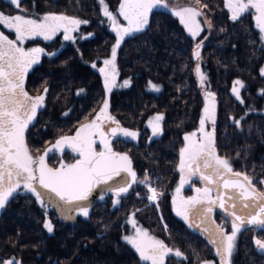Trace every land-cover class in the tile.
<instances>
[{
  "label": "trees",
  "instance_id": "1",
  "mask_svg": "<svg viewBox=\"0 0 264 264\" xmlns=\"http://www.w3.org/2000/svg\"><path fill=\"white\" fill-rule=\"evenodd\" d=\"M119 1L106 0V3L115 9ZM166 1L170 7L154 9L144 31L126 37L117 50L118 71L131 82L127 88L106 93L99 71L97 75L85 69V75L79 77L64 54L54 59L58 67L55 76L37 73L46 80L48 102L52 100L60 108L78 102L67 121L59 122L64 123L60 128L65 134L73 132L85 118L91 119L105 99L109 101L110 114L121 126L140 130L136 140L122 139L114 148L127 151L135 163H142L138 167L140 173L145 167L144 171L164 193L159 198V207L149 203L147 189L137 185L132 196L123 198L116 209L96 206L87 218L82 217L73 225L56 226L49 233L42 225V215L31 205L8 208V204L0 215V261L14 256L22 264H145L120 238L125 228L124 219L132 212L153 234L186 257L169 256L166 264H195L215 257L206 236L185 227L174 216L169 198L178 180L183 137L197 127L205 104L193 56L199 41H203L201 69L215 93L217 152L233 161L235 170L246 173L263 188L258 182L264 180V115L246 113V108L231 93L232 81L239 79L245 85L242 95L246 100L258 103L264 97L258 94V89L264 91V76L260 74L264 47L251 13L233 21L224 0H201L200 5L195 0ZM203 4H207V8H202ZM178 5L200 8L211 22L196 40L172 14L171 8ZM21 7L28 16L55 13L89 20L90 24L83 28L94 30L97 39H89L84 45L98 53V67L116 42L111 27L102 20L98 0H22ZM19 10L9 1L0 0L3 13L12 15ZM149 81L159 86L160 91L148 90ZM77 86L84 90L79 100L75 96ZM152 113L164 116L162 134L148 140L142 124ZM45 115L41 113L32 132L25 135L27 144L34 147L37 154L43 153L54 138L52 128L56 119ZM46 124L51 127L49 130H44ZM51 161L49 158L48 162L55 165ZM135 190L144 194L135 199L139 201L137 205ZM140 206L142 208L136 209ZM255 238L264 239V233L249 230L239 234L232 264H264V253L257 250Z\"/></svg>",
  "mask_w": 264,
  "mask_h": 264
},
{
  "label": "snow or ice",
  "instance_id": "2",
  "mask_svg": "<svg viewBox=\"0 0 264 264\" xmlns=\"http://www.w3.org/2000/svg\"><path fill=\"white\" fill-rule=\"evenodd\" d=\"M10 2L21 12L25 11L21 7L22 0ZM98 2L116 36L110 58L105 59L104 66L98 69L103 77L106 93H111L117 87L119 73L116 59L121 43L126 37L144 31L154 9L168 8L169 5L166 0H120L114 13L106 0ZM195 3L200 5L201 0H195ZM224 7L233 21L251 12L260 39L264 40V0H224ZM202 8H207V4H203ZM171 11L193 38L203 31L198 19L204 15L200 8L186 5L173 7ZM118 16L126 24H122ZM206 22L210 27L211 22ZM87 23L88 21L63 14L48 13L31 18L23 14L6 15L0 12V25L15 34V38L11 39L0 32V210L5 208L15 194L24 191L31 193L42 207L59 208L64 219H72L70 213L87 218L90 197L97 189L101 190V200L104 199V194L110 193L115 198L116 206L121 203L122 197L127 196L133 185H143L148 193L146 199L159 207V198L164 193L153 186L147 174L139 179L131 156L113 148V140L117 137L136 140L139 133L120 125L109 113L107 99L95 110L91 120L85 118L86 122L80 124L74 135L60 136L42 154L34 156L26 142L25 134L29 125L45 106L47 89L42 94L30 95L25 89V78L32 66L38 64L41 56L47 53L42 47L25 48L24 43L38 37L50 41L61 32L64 40L75 42L77 37L73 33L79 31L81 24ZM79 38L88 37L81 34ZM193 56L195 60H201L200 43L196 44ZM92 67L96 68V64H92ZM195 73L204 87L207 77L201 71L199 63L195 67ZM260 74L264 76V68L260 70ZM130 83L125 80L120 86L127 87ZM244 87L239 79L232 87V93L240 103L244 102L241 97V89ZM149 88L160 91L159 86L151 81ZM261 94L264 95V91ZM205 100L198 131L183 137L185 146L180 149L178 164L181 175L172 204L175 214L187 222L190 228L206 234L208 242L214 246L215 254L219 257V264H232L231 258L239 233L249 230L264 233V191L259 190L246 173L235 171L230 161L218 154L214 135L215 93L206 92ZM163 120L162 114L148 120L153 136L162 134ZM235 122L239 124V121ZM206 123L211 124L210 130ZM97 145L100 146L99 150ZM65 149L73 154V162L65 163L61 159L58 166H50L47 162L49 154L56 152L62 156ZM192 177H197L204 186L195 188L196 195L186 198L181 195V190L185 184H191ZM258 183L264 185V180ZM217 209L224 214L230 231L225 224L216 223L213 214ZM135 216V212L131 213L128 221L133 233L124 235L122 239L135 250L141 261L145 264H166L169 256L186 259L179 249H173L164 240L151 235L149 230L140 226ZM44 227L49 233L54 230L51 221L45 222ZM253 242L259 251L264 252V239L255 238ZM0 264L22 262L11 258L0 261ZM202 264L214 262L204 261Z\"/></svg>",
  "mask_w": 264,
  "mask_h": 264
},
{
  "label": "rangeland",
  "instance_id": "3",
  "mask_svg": "<svg viewBox=\"0 0 264 264\" xmlns=\"http://www.w3.org/2000/svg\"><path fill=\"white\" fill-rule=\"evenodd\" d=\"M7 1H9L10 2V0H7ZM167 2V1H166ZM11 3V2H10ZM119 3H120V1H119ZM119 3H118V5H119ZM98 4H99V2H98ZM118 5L116 6V8L115 9H111L110 7H109V9L111 10V11H113L114 13L116 12V10H117V8H118ZM168 5H169V3H168ZM15 6V5H14ZM183 6H186V5H183ZM183 6H181V5H178L176 8H180V7H183ZM16 7V6H15ZM170 7V6H169ZM193 7H196V6H193ZM161 8H163V7H161ZM173 8V7H172ZM171 8V9H172ZM198 8V7H197ZM165 9V8H164ZM99 10H100V12H101V14H102V17H103V19L102 20H105L104 22H106V24L110 27V21H108V19H107V17H105L104 15H103V12H102V9H101V6L99 5ZM20 12H18V13H15V14H12V15H16V14H23V15H25V16H28V15H26L25 13H23V12H21V10H19ZM0 12H2V11H0ZM251 13V12H250ZM5 14V13H4ZM6 15H9V14H6ZM43 15H37V14H35L34 16H29V17H31V18H38V17H42ZM68 16V15H67ZM70 17H75V16H70ZM251 17H252V20H253V24H254V26H255V21H254V18H253V15H252V13H251ZM75 18H77V17H75ZM78 19H81V18H78ZM118 19H119V21L122 23V24H126V22L123 20V18L122 17H119L118 16ZM198 19L200 20V22H201V26H202V28H203V31H204V29L205 28H207V26H208V24H207V22L206 21H208L206 18H205V16L204 15H202L201 17H198ZM81 20H84L83 18L81 19ZM85 21H87V20H85ZM99 23V22H98ZM90 24V22H89V20H88V23L87 24H81L80 25V27H79V31L78 32H76V33H79V35H81L82 33H84V26L85 25H89ZM2 26V25H1ZM0 26V27H1ZM184 26V25H183ZM256 28V27H255ZM186 29V28H185ZM257 29V28H256ZM4 30H6V32L4 31ZM4 30H0V31H2V32H4V33H6V35H8L9 36V38H11V39H14L15 38V34L14 33H12V32H9V30L8 29H4ZM187 30V29H186ZM258 30V29H257ZM259 31V30H258ZM188 32V31H187ZM202 33V32H201ZM200 33V34H201ZM115 34V33H114ZM200 34L196 37V38H193V39H197L199 36H200ZM260 34V33H259ZM190 35V34H189ZM191 36V35H190ZM192 37V36H191ZM43 40V39H42ZM32 40H28V41H26L25 43H24V45H23V47L24 46H29L30 45V42H31ZM43 42H45L46 43V41H44L43 40ZM261 42H262V44H263V47H264V40H261ZM198 43H200L201 44V47H202V44H203V41H199ZM27 44V45H26ZM113 47V46H112ZM27 48H30V47H27ZM112 49V48H111ZM110 56H111V50H110V52H109V55H107V56H105V57H103L102 58V64L99 66V67H97L96 68V70H98L100 67H103L104 65H103V61L105 60V59H109L110 58ZM197 63H199V65H200V67H201V60H199V61H197L196 60V65H197ZM262 68H264V60H263V62H262V64H261V66H260V70L262 69ZM201 71L204 73V71L201 69ZM118 73H119V71H118ZM205 74V73H204ZM197 76V75H196ZM103 78V77H102ZM197 79H198V81H199V78L197 77ZM125 80H129V78L127 77V76H124V75H121L120 73H119V75L117 76V87H115V88H113V90L112 91H116V90H123V89H125V88H127V87H123V86H120V85H122L123 84V81H125ZM236 81V79L235 80H233L232 81V86H231V93H232V87H233V85H234V82ZM199 85L201 86V84H200V81H199ZM202 87V86H201ZM47 89V85H44L41 89ZM203 88V95H204V102L206 103V100H205V93L206 92H208V91H211V92H213L210 88H209V86H208V81L206 80V84H205V86L204 87H202ZM83 88H80L79 89V86H77L76 87V89H75V93L79 96L78 98H80V94L82 95H84V90H82ZM81 92H80V91ZM148 90H150V88L148 87ZM249 90V89H248ZM154 91V90H153ZM242 92H243V89H241V97H242V99H243V103H241V105L244 107V108H246V113H249V112H251L252 114H255V115H264V97H261V99H262V102L261 101H259L258 103H255L252 99H248V100H246L245 98H244V96L242 95ZM261 92H262V89H258V94L259 95H261ZM43 93V91L41 92V90H39L37 93H36V95H39V94H42ZM214 93V92H213ZM35 95V96H36ZM232 95H233V93H232ZM234 96V95H233ZM235 97V96H234ZM236 98V97H235ZM239 101V100H238ZM240 102V101H239ZM108 103H109V101H108ZM77 104H78V102H73V103H71L69 106L68 105H64L62 108H60V107H57L56 105L57 104H54V101H52V100H49V102H48V97H47V94H46V99H45V106L42 108V110H43V112L46 114L45 116H51L52 117V119H56V120H53V125L55 126L54 128H52V131H53V136H54V138L53 139H51L50 141H49V145L50 144H52V143H54L55 142V140L56 139H58L60 136H63V135H65V132L64 131H62L63 130V128H60V127H64L63 125H64V123L63 124H61V123H59V122H64V121H67V119H68V117H70L71 116V114L73 113V111H75L76 109L75 108H77L78 106H77ZM103 104V103H102ZM102 106V105H101ZM100 106V107H101ZM204 106H205V104H204ZM204 108V107H203ZM109 110H110V104H109ZM65 113H67V115H65ZM109 113H110V111H109ZM157 114H160V113H152V114H150V115H148L146 118H145V120H144V122H143V124H142V129H143V131H145L146 132V134H148L149 135V138L150 137H153V135H152V132H151V128H149L148 127V120L149 119H151L152 117H154L155 115H157ZM113 116V115H112ZM115 117V116H114ZM203 117V110H202V112H201V115H200V117H199V121H200V119ZM116 118V117H115ZM91 119H92V117H91ZM91 119H88V120H91ZM241 120V119H240ZM86 122V121H85ZM84 123V122H83ZM162 123V122H161ZM32 125V126H31ZM31 125H29V127H28V129H27V132H26V134L25 135H27V133H29V131L30 132H32V129H33V126H36V122H34V123H32ZM67 125V124H66ZM65 125V126H66ZM80 126V125H79ZM78 126V127H79ZM77 127V128H78ZM122 127H124V126H122ZM206 127L210 130L211 129V125L209 124V123H206ZM45 129L44 130H49L51 127H49L47 124L45 125V127H44ZM60 128V129H59ZM77 128H76V130H77ZM124 128H127V127H124ZM58 129V130H57ZM127 129H129V130H132V131H137L139 134H140V130L139 129H132V128H127ZM198 129H199V122H198V124H197V127L194 129V130H192V131H190V132H188L187 134H189V133H191V132H194V131H198ZM75 130V131H76ZM75 131H74V133H75ZM64 132V133H63ZM122 139H130V138H123V137H120V138H116V139H114L113 140V148L117 145V144H119V142L122 140ZM29 146V145H28ZM185 146V141H184V143L182 144V146L180 147V149L182 148V147H184ZM29 149H30V151L32 152V154L34 155V156H36V155H39V154H42V151L39 153V154H37V150L34 148V147H29ZM34 151H33V150ZM44 149H45V147H44ZM43 149V150H44ZM100 149V146L99 145H97V150H99ZM52 156V157H51ZM50 157V160H52L51 162H54L55 163V165H51V163H49L48 161V163L51 165V166H58L59 165V163L61 162V159H63V162H65V163H70L72 160H73V155H71L70 153H66V154H62V156H61V154H59L57 157H55L54 155H51ZM221 157H223V156H221ZM224 158H226V157H224ZM228 159V158H227ZM229 161H230V163H231V165H232V167H233V161H231L230 159H228ZM179 164V163H178ZM144 169H145V167L141 170L142 171V173H139V179H143L144 178V174H147L148 175V173L147 172H145L144 171ZM233 169L235 170V168L233 167ZM177 171H178V169H177ZM235 171H237V170H235ZM178 173H179V171H178ZM180 173L178 174V180H177V182L175 183V186H174V188H173V190H172V192L170 193V196H169V198H170V206H171V210H172V212H173V214H174V216L181 222V223H183L184 225H185V227H187V228H189V229H193L194 231H197L198 233H200L201 235H204V236H206V234H204L203 232H201L200 230H197V229H195V228H190L189 226H188V223L187 222H185L181 217H179V216H177L176 214H175V210H174V206H173V204H172V199H173V195H174V193H175V189L179 186V181H180ZM149 177H150V175H148ZM151 178V177H150ZM252 181H253V179H252ZM151 183L153 184V186H155V187H157V185H156V183H155V181H154V179L153 178H151ZM194 180H193V178H191V184H185V186L182 188V190H181V195L182 196H184V197H190V196H194V195H196V194H194L193 193V188H192V186L194 185ZM254 183V182H253ZM254 185L259 189V190H261V191H264V185L262 186L263 188H260V187H258L255 183H254ZM141 186H143V185H141ZM158 188V187H157ZM159 190V189H158ZM21 193H28V192H24V191H20ZM26 195H28L27 197H29L30 195V203L33 205V206H35V207H37L38 209H40L41 211H42V213H43V215H44V221L45 220H47V221H51V223L53 224V222H54V220H51L52 219V217L53 216H48V214H47V210H48V208L49 207H42L41 205H40V203L36 200V198L31 194V193H28V194H26ZM139 195H140V193H139ZM147 195H148V193H147ZM140 197V196H139ZM149 203H153V202H150V201H148ZM8 206V204L5 206V208L4 209H2V210H0V215L3 213V211L6 209V207ZM45 213V214H44ZM213 216H214V219H215V221H216V223L217 224H225V227L226 228H228V230L230 231V225H228L227 223H226V221H225V217H224V214L221 212V210H219V209H217V210H215V212H214V214H213ZM48 217H50V218H48ZM131 218V215L128 217V218H126V219H124V222H123V224H125V228H123L124 230H123V232H122V234H120V238L122 239V237L124 236V235H131L132 233H133V229H132V226H131V224L130 223H128V221H129V219ZM135 219L138 221V224L140 225V226H142L143 228H145V229H147V230H149L148 229V227L143 223V222H141L136 216H135ZM53 226H54V229H55V224H53ZM149 232H150V234L151 235H154V236H156L157 238H159V239H161V240H164L162 237H159V236H157V235H155V234H153L150 230H149ZM240 234V233H239ZM239 234H238V236H237V240H236V245H237V243H238V239H239ZM206 238H207V236H206ZM123 240V239H122ZM124 241V240H123ZM165 241V240H164ZM125 242V241H124ZM165 243H166V241H165ZM167 244V243H166ZM168 245V244H167ZM212 247H213V252H214V255H215V257L214 258H212V259H210V260H204V261H209V262H214V264H219V257L218 256H216V254H215V249H214V246L212 245ZM235 252H236V247H235V250H234V252H233V255H232V263H233V260H234V256H235ZM14 259H15V257L14 256H12ZM11 257V258H12ZM16 260V259H15ZM166 260H167V258H166ZM204 261H201V262H199V263H195V264H202V262H204Z\"/></svg>",
  "mask_w": 264,
  "mask_h": 264
},
{
  "label": "flooded vegetation",
  "instance_id": "4",
  "mask_svg": "<svg viewBox=\"0 0 264 264\" xmlns=\"http://www.w3.org/2000/svg\"><path fill=\"white\" fill-rule=\"evenodd\" d=\"M0 32H2V31H0ZM82 34L84 36H87L88 38L87 39H80L79 37L81 35H79V33H73V35L75 37H77V39L75 40V42H73L71 40H64L63 39V33L61 32V33L57 34L52 40L46 41V43L43 42L42 38H39L38 37V38L32 40L30 42V45L29 46H24L25 48H27V47H30V48L31 47H42V48L45 49V52L47 53V55H42L41 56L40 62L38 64H35V65L32 66V68L29 70V72H28V74H27V76L25 78V89H26V91H28V93L30 95L35 96L36 93L39 90H41V92H42L43 89H41V88L44 85H47L46 82H45L46 80H44L45 78L40 77V76H37V73H40V74L42 73V75H47V76L48 75L49 76H52V75L55 76L56 75V72H57L58 67H57V62H54V59H56L59 55L62 56L64 54V55H66L68 57V59L71 62V65L75 68V70H74L75 72L74 73L77 76H79V77L84 76L85 75L84 74V72H85L84 70L85 69H86V72H87V70H91L92 72H94V73H96L98 75V70H96V68L98 67V61H99L98 60L99 59L98 58V53L96 52V50H95L96 53L95 52L93 53L92 52V49L90 51L89 50V47L87 45H84V43H87L89 39H94V38L97 39L96 38L97 37L96 32L94 30L92 32H90L89 29H86V31H84V33H82ZM93 41H95V40H93ZM52 53H55V55H52ZM94 63L96 64V68H93L92 67V64H94ZM43 82H45V83H43ZM47 93H48V88H47ZM75 96H76V99L79 100L83 95L80 94V98H78L79 96L77 94ZM41 113H44L42 109H40L38 111V114H37L36 119H35L34 122H37L38 116ZM74 131L71 132V133L65 134V135H74L75 134ZM153 137H156V136H153ZM153 137H150L149 138V135H147V139L148 140L152 139ZM117 138H120V137H117ZM26 142H27V140H26ZM114 149H116V148H114ZM124 152H127V151H124ZM66 153H70L71 155H73L70 152V150H68V149H65V152L63 154H66ZM128 154L130 155V153H128ZM51 155H54L55 157H57L59 155V153H56V152L50 153L49 156L47 157V161H48L49 158L52 157ZM132 161H133L134 168L136 169V171L138 173V178H139L140 170H139L138 167H140V165L142 163L139 162V161L137 163H135V161L133 160V158H132ZM71 162H73V160ZM192 178H193V180L195 182L194 185L192 186L193 193L196 194L195 193V188H197V187L202 188L204 186V184L197 177H192ZM136 187H137V185H134L132 187V189L130 190L129 194H127V196H125V197H128L129 195L132 196V190H133V188H136ZM136 193H140V195H137ZM26 194H28V193H21L20 191L17 194H15L9 200V203L8 204H10V205L8 206V208H11V206H13V207L21 206L20 204H23V205H31L33 208H35L38 211V213H40L42 215V217H43L42 225L44 226V224H45V222H47V220L44 221V215H43L42 211L40 209H38L37 207L33 206L30 203L31 202L30 201V196L31 195L29 197H27L28 195H26ZM134 194H135L136 198H134V196L131 197V198H134V200L135 199H138L139 196L142 197L144 195V194L141 193V191H137V190L134 191ZM99 196L97 198V201L93 205L90 206L89 212L92 209H94L96 206H99V205L100 206L101 205L102 206L103 205H106L111 210L116 209L120 205L119 204V205L114 206V199L115 198L110 193L109 194H104V199L103 200H101L99 198ZM125 197H122L121 198V202H122V199L125 198ZM134 203H135V205H137L139 203V201L138 200H135ZM140 208H142V206L136 207V209H140ZM54 213L55 212L53 211L52 207H49L48 210H47L48 216H53ZM130 215H131V213H129V215L126 218H128ZM76 216H77L76 222H77L78 219H80V218L83 217L81 215H76ZM48 218H50V217H48ZM51 220H54L53 224H55V226H58V227L59 226L61 227V226H64V225H69V224L64 223L58 217V215L56 213H55V216H53Z\"/></svg>",
  "mask_w": 264,
  "mask_h": 264
},
{
  "label": "water",
  "instance_id": "5",
  "mask_svg": "<svg viewBox=\"0 0 264 264\" xmlns=\"http://www.w3.org/2000/svg\"><path fill=\"white\" fill-rule=\"evenodd\" d=\"M117 120V119H116ZM121 125V124H120ZM108 126L107 122H106V127ZM116 151H119V152H122V153H127V152H124V151H121V150H118V149H114ZM128 154V153H127ZM129 155V154H128ZM133 162V161H132ZM72 163V162H71ZM49 164V163H48ZM50 165V164H49ZM51 166V165H50ZM133 168H134V165H133ZM134 170L136 171V169L134 168ZM137 172V171H136ZM138 175V173H137ZM134 186V185H133ZM131 190V189H130ZM129 190V192H130ZM128 192V194H129ZM101 194V190L100 189H97L93 195L90 197V206L93 205L96 201H97V198L98 196ZM53 211L58 215V217L66 224H69V225H73L75 222H76V218H77V214L76 213H70L72 215V219H64V214L61 212V210L59 208H56V207H52ZM258 250V249H257ZM259 251V250H258ZM261 252V251H259ZM261 253H264V252H261Z\"/></svg>",
  "mask_w": 264,
  "mask_h": 264
}]
</instances>
